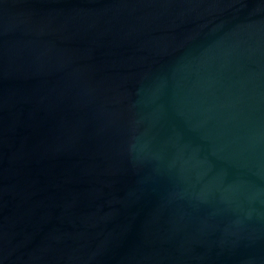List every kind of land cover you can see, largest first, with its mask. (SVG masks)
<instances>
[{"label":"water","instance_id":"1","mask_svg":"<svg viewBox=\"0 0 264 264\" xmlns=\"http://www.w3.org/2000/svg\"><path fill=\"white\" fill-rule=\"evenodd\" d=\"M0 264H264V0H0Z\"/></svg>","mask_w":264,"mask_h":264}]
</instances>
